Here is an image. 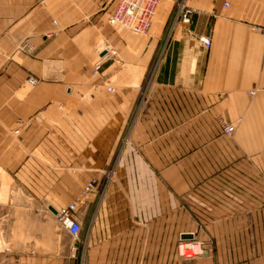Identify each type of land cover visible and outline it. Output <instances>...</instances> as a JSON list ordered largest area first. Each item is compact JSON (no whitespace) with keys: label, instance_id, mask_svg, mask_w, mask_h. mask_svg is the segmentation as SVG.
Returning a JSON list of instances; mask_svg holds the SVG:
<instances>
[{"label":"crops","instance_id":"1","mask_svg":"<svg viewBox=\"0 0 264 264\" xmlns=\"http://www.w3.org/2000/svg\"><path fill=\"white\" fill-rule=\"evenodd\" d=\"M118 1L0 0V170L25 190L0 218V264H77L47 211L70 203L79 237L90 218V234H111V264H163L137 250L187 234L163 228L187 201L224 234L192 264H264V0H185L192 20L170 36L180 0H161L149 38L110 26ZM101 38L121 61L95 73ZM95 177L103 190L84 193Z\"/></svg>","mask_w":264,"mask_h":264},{"label":"rangeland","instance_id":"2","mask_svg":"<svg viewBox=\"0 0 264 264\" xmlns=\"http://www.w3.org/2000/svg\"><path fill=\"white\" fill-rule=\"evenodd\" d=\"M160 4H161V1H160ZM158 11H159V7L157 10V14L154 19V22L157 21ZM111 27L114 28L118 32H122V33L129 32L134 36L142 35V37H145V38L151 37L153 33L158 34L157 32H155V30L153 31V29H151V31L148 34H135L131 30H128L126 28H119L115 26H111ZM98 42L99 43H97V51L101 47L102 49L103 48L106 49V42L109 45H111L114 50L118 51L117 47H115V45L113 44L114 42L112 40L101 38ZM152 63L153 64L158 63V65H161L163 63V34L161 35L159 39L157 50H156L155 56L153 57ZM104 174L107 177H109L111 174V169L107 170ZM11 178L12 177L7 175L6 172H4L3 170H0V218L2 220H3L2 216L6 208V205L9 203L7 201L9 194L25 191L20 186H17L14 183L13 179ZM104 187H105L104 184L99 183L97 188H95L94 190L96 191L97 189L98 191H102ZM33 203L34 202H31V206ZM185 205L187 207V210H185L184 216L182 218H176L174 216L163 218V228H167L169 224L173 226L176 220L178 222L182 221V223L184 224V231H186L185 233L189 235L181 234L174 242L175 234L164 232L163 233V246H162L163 249L161 248L159 249L158 247L153 245L151 249L137 250V255H140V254L142 255L143 252L144 254L145 252L146 253L151 252L152 256H155L157 253L161 254V256L163 257V264H174L175 256H178L180 258H183V264H192L191 263L193 261L192 259L207 255V251L209 250L207 243H211L212 246H215V241L220 240V244H223L224 234L222 232H218V233L216 232L214 235V233L208 231L207 213L206 211L204 212V210H207V202L205 201V202L199 203V202L187 201L185 202ZM193 207H195L196 210L193 209ZM47 211H48V219L51 220V223H53L56 226H59L58 228L62 232H67V230L58 222L57 216L54 215L55 213H53L52 210H50L48 206H47ZM1 219H0V222L2 221ZM91 221L92 219L90 218V221L88 222L87 226L84 229L83 237H79V236L74 237L70 235V238H69L71 245L74 249L73 252H75L78 258L77 264H111V259H112V244H111V239H110L111 234H102V233L101 234H94V233L90 234L89 229L91 228ZM238 237L239 235H237L236 237L237 241H238ZM181 242H195V243L205 242L204 245L203 244L201 245L203 253L194 255L198 251H201L200 247L196 244L195 246H197L198 250L194 253H190L192 251L187 249L186 247L187 245L182 244L180 246V252L184 253L185 256L181 255L178 249V246ZM182 246H183V251L181 249ZM209 251L213 253L214 251H217V250L213 248L212 250H209ZM220 251H223V250H220ZM188 256H192V257H188Z\"/></svg>","mask_w":264,"mask_h":264},{"label":"built area","instance_id":"3","mask_svg":"<svg viewBox=\"0 0 264 264\" xmlns=\"http://www.w3.org/2000/svg\"><path fill=\"white\" fill-rule=\"evenodd\" d=\"M160 1L161 0H119L114 10L110 13L108 22L112 26L119 28H126L138 34H148L153 27L154 19L156 17ZM224 5L226 7L229 6V1L227 0L224 1ZM194 12L195 9L187 5L185 0L178 1L176 3V11L169 36L171 35L172 31L175 29V27L179 22L190 23ZM261 30L264 32V27H262ZM199 41L205 47H210L211 45V39L206 35L200 36ZM105 51L106 50H98L100 54H102ZM111 56H114L117 58L118 61H121V59H119L115 51H113V54ZM101 65L102 62L100 61H97L95 63L94 66L95 73L99 72ZM158 66H159L158 63L151 64V71H150L151 77L154 76V73ZM28 81L32 85L37 84V80L32 77L29 78ZM109 89L114 90L112 87H110ZM255 92H256L255 90H252L250 93L254 94ZM222 129L225 134H231L235 130V126L234 124L225 123L222 125ZM98 185H99L98 178L96 177L92 178L84 186L83 192L88 193L94 190L95 188H97ZM76 210H77V204L70 203L60 208L57 211V215H56L58 222L74 237H78L79 235V224L75 218ZM182 244L192 245L195 244V242H181L178 246L179 252H180V246ZM187 249H191V248L187 247ZM200 253H203V251L202 250L198 251L194 255H198ZM180 254L184 255V253L182 252H180ZM188 257H192V256H188Z\"/></svg>","mask_w":264,"mask_h":264},{"label":"bare ground","instance_id":"4","mask_svg":"<svg viewBox=\"0 0 264 264\" xmlns=\"http://www.w3.org/2000/svg\"><path fill=\"white\" fill-rule=\"evenodd\" d=\"M111 48H113L111 45H108L107 44V42H106V49H102V47L99 49V50H106L105 52H103V53H105L104 54V56H100V58H99V61L100 62H102L103 60H105V59H107L108 57H110L112 54H113V51H115L116 52V54H117V56L120 58V54H118V51H116V50H113V49H111ZM99 53V52H98ZM100 54V53H99ZM121 59V58H120ZM185 245V244H184ZM187 245V244H186ZM186 247H190L191 249H188V250H190V251H192V252H190V253H194V252H196L197 250H198V248H197V246H195V244H192V245H187ZM181 249H182V251H183V246L181 247Z\"/></svg>","mask_w":264,"mask_h":264},{"label":"water","instance_id":"5","mask_svg":"<svg viewBox=\"0 0 264 264\" xmlns=\"http://www.w3.org/2000/svg\"><path fill=\"white\" fill-rule=\"evenodd\" d=\"M50 209H51L54 213H57V210H56L54 207L50 206ZM187 235H189V234H187Z\"/></svg>","mask_w":264,"mask_h":264}]
</instances>
